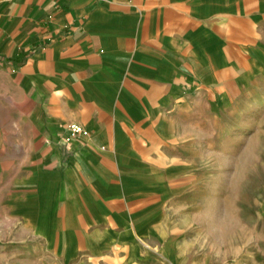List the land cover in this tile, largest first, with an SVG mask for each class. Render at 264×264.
Returning a JSON list of instances; mask_svg holds the SVG:
<instances>
[{
  "label": "crops",
  "instance_id": "1",
  "mask_svg": "<svg viewBox=\"0 0 264 264\" xmlns=\"http://www.w3.org/2000/svg\"><path fill=\"white\" fill-rule=\"evenodd\" d=\"M263 90L264 0H0V150L77 264H139L195 122Z\"/></svg>",
  "mask_w": 264,
  "mask_h": 264
},
{
  "label": "rangeland",
  "instance_id": "2",
  "mask_svg": "<svg viewBox=\"0 0 264 264\" xmlns=\"http://www.w3.org/2000/svg\"><path fill=\"white\" fill-rule=\"evenodd\" d=\"M202 116L193 130L191 176L161 214L162 240L139 242V264H264V90ZM13 146L0 150V264H77L24 219L25 178ZM61 228V227H60ZM157 236V237H156Z\"/></svg>",
  "mask_w": 264,
  "mask_h": 264
},
{
  "label": "built area",
  "instance_id": "3",
  "mask_svg": "<svg viewBox=\"0 0 264 264\" xmlns=\"http://www.w3.org/2000/svg\"><path fill=\"white\" fill-rule=\"evenodd\" d=\"M70 130H71L72 133H77L79 131V129L76 128V127H71Z\"/></svg>",
  "mask_w": 264,
  "mask_h": 264
}]
</instances>
